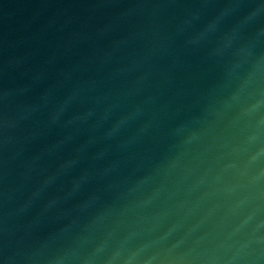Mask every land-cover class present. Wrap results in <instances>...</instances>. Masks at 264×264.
<instances>
[{"label": "water", "instance_id": "1", "mask_svg": "<svg viewBox=\"0 0 264 264\" xmlns=\"http://www.w3.org/2000/svg\"><path fill=\"white\" fill-rule=\"evenodd\" d=\"M0 264H264V0H0Z\"/></svg>", "mask_w": 264, "mask_h": 264}]
</instances>
